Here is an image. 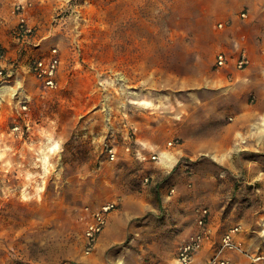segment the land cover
I'll use <instances>...</instances> for the list:
<instances>
[{"label":"rangeland","instance_id":"374dc122","mask_svg":"<svg viewBox=\"0 0 264 264\" xmlns=\"http://www.w3.org/2000/svg\"><path fill=\"white\" fill-rule=\"evenodd\" d=\"M63 2L59 11H41L43 23L32 19L41 49L56 44L62 52L59 86L44 87L29 69L40 44L8 57V89L0 92V264L128 257L127 264H169L203 207L213 225L216 212L227 227L257 228L264 201L255 186L234 181L214 153L187 152L177 132L212 112L214 97L264 104V0ZM219 51L233 59L245 53L249 63L218 68ZM107 129L111 139L93 138ZM132 130L136 147L145 153L156 145L174 165L144 164L127 152L109 160L107 144L116 137L125 146ZM256 159L264 164V154ZM122 195L130 201L123 211L136 215L130 235L119 248L87 253L90 212ZM142 207L149 215L137 213Z\"/></svg>","mask_w":264,"mask_h":264},{"label":"crops","instance_id":"0c3cea01","mask_svg":"<svg viewBox=\"0 0 264 264\" xmlns=\"http://www.w3.org/2000/svg\"><path fill=\"white\" fill-rule=\"evenodd\" d=\"M32 1L33 5L29 11L31 21H33L32 19H36L39 20L40 23H43L46 20L43 16H41L42 10L47 8L49 12L51 9L59 11L65 5L63 0H56L55 5L53 6L52 4V7L48 5L49 0ZM12 6L13 0H0V45L3 47V61L6 64L8 62V57L15 58L16 55L20 57L19 53L20 51H23L10 34V30L17 24L18 21L17 15L13 12ZM56 26L58 27V24ZM43 38L44 36H40L38 33L34 34L31 38V43L28 44L29 47L26 46L23 49L29 50L32 44H40V48L37 50L38 54L43 52L41 47L44 45L40 43ZM8 69L10 70L9 67ZM108 129L106 133H101V135L96 132L93 135V138L96 137L98 140L101 139L103 141L109 134V138L111 139L112 134L108 133ZM177 133L184 140L183 143L179 144V146L182 144L185 145L187 152L196 150L201 153H214V156H219L220 162L223 163L224 168H226L225 170L229 171V174L233 176V180L237 181L240 185L243 184L242 186H255L257 191H259V193L256 194V197L260 198V202L264 201V164H262V161L256 159L257 156L264 154V104L262 102L260 103V98L258 101L243 99L238 102H234L225 97H214V108L212 112H205L204 114H201L198 123H196L195 126L192 128L189 127L188 130H183V132L179 130ZM124 138L126 139V135ZM142 138H146V136H142ZM112 140L113 141L110 142H114L118 149L117 160L123 158L124 152H127L131 156L133 155L132 159L144 164L158 163V165L165 167L174 162L173 155H168L165 150H158L156 145L152 147L150 146L147 151L145 150V153L147 156H150L152 153H158L159 160H142L134 153L127 151L125 146L121 145L120 141L116 139V137ZM123 142L127 141L124 140ZM166 149L168 150V148ZM169 157H173V159H170ZM172 165H174V163ZM139 197H143V195ZM114 200L117 202L120 201L123 205L122 208L119 209V212H114L116 210L115 209L109 214L106 227L101 233L96 244L98 246V252L111 247L119 248L120 244H123L126 241L132 231L131 227L133 226L131 225V220L136 217V215L126 214L123 211L130 204L129 199L122 195L115 197ZM260 207L261 205H259V208L256 211H259ZM140 209L141 211L137 212L138 214L141 213L144 217L149 215L148 211L146 212L145 207ZM214 213V225L211 221L210 224L211 228L214 229V241H217L224 230L239 223L232 224L227 227L226 223L221 219L220 222L217 223L215 218H217L218 215L216 212ZM262 215H264V212L259 214V216ZM256 223L258 224L257 228H243L239 238L244 242L246 247L255 251H264L263 217H259ZM184 224L186 225L187 223L184 222ZM187 229L188 228H186L182 235L183 241L186 240L184 235ZM177 241L179 242V240ZM176 253L174 257L171 258L169 264H178ZM209 254L210 248L208 246L199 255V259H203ZM228 257L231 260V264H264L263 262L252 263L242 255L234 252H228ZM98 260L100 261V259ZM121 260L124 261V264L131 261L129 257L119 259L117 262L116 260L110 262L112 260H105V258H103L100 262H96L91 259L89 263L123 264ZM135 264L159 263L156 258H152L151 260L135 259Z\"/></svg>","mask_w":264,"mask_h":264},{"label":"built area","instance_id":"2783aa9c","mask_svg":"<svg viewBox=\"0 0 264 264\" xmlns=\"http://www.w3.org/2000/svg\"><path fill=\"white\" fill-rule=\"evenodd\" d=\"M32 5V0H13L12 8L13 12L17 15L18 21L10 30V34L20 46V49L28 46L31 43V38L35 34L36 26L31 21L29 12ZM232 59L227 53L219 51L215 56V65L219 68L228 66L233 62L235 67L242 69L249 63V58L245 53H241L235 59ZM62 62L63 55L60 48L57 45H52L46 51L32 57L29 69L44 87L56 88L59 86ZM10 75V70L3 61V47L0 45V89L10 80ZM13 128L15 131H20V125L18 124ZM134 133L135 130H132V134L127 133L125 149L134 153L142 160H159L158 153H152L150 156H147L140 147H136L137 140L133 139ZM176 143H178V140H171L168 142V145L174 146ZM106 153L109 160H117L118 149L116 144H107ZM117 205L116 202H107L90 212L91 218L85 228L87 253L95 248L101 233L106 227L109 214L116 209ZM242 229L240 224H236L224 230L219 239L214 241L213 228L210 226L209 209L207 207L199 209L195 232L178 246L176 253L178 264H231L228 252L238 253L252 263H264V251H255L246 247L244 242L239 238ZM208 246L210 248V254L203 259H199V255Z\"/></svg>","mask_w":264,"mask_h":264},{"label":"bare ground","instance_id":"6f19581e","mask_svg":"<svg viewBox=\"0 0 264 264\" xmlns=\"http://www.w3.org/2000/svg\"><path fill=\"white\" fill-rule=\"evenodd\" d=\"M7 89H8V86H2L0 90H1L2 92H4V91L7 90ZM169 158H170V159H173V157H169ZM41 189H42V187H41Z\"/></svg>","mask_w":264,"mask_h":264}]
</instances>
